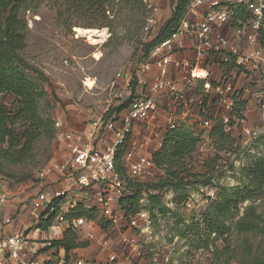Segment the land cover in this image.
I'll list each match as a JSON object with an SVG mask.
<instances>
[{
	"label": "rangeland",
	"instance_id": "374dc122",
	"mask_svg": "<svg viewBox=\"0 0 264 264\" xmlns=\"http://www.w3.org/2000/svg\"><path fill=\"white\" fill-rule=\"evenodd\" d=\"M174 5L173 0H162V18L171 13ZM131 6L132 9L124 0H115L104 20L84 9L63 8L48 0H41L35 8L29 4L20 10V16L26 21V47L22 56L32 67L27 76L38 91L31 108L33 114L20 116L24 101L17 94L4 92L0 97L14 115L16 131L20 135L34 131L36 138L15 163L0 161V189L8 195L7 203L0 206V218H10V223L0 224L1 233L7 229L12 234L22 233L30 224H36V216L41 213L33 196L36 175L53 157L58 134L66 129L87 128L109 101L110 107L117 105L113 100L118 86L115 74L120 68L133 67L143 52L144 41H148L142 32L144 19L139 8L136 4ZM58 10H63L62 16ZM76 27L104 30L105 35L99 43L92 44L77 34ZM211 73L214 81L236 75L231 77L235 78L237 91L234 112L229 129L223 127L232 141L214 145L211 129L204 128L198 117L192 115L194 106L188 101L199 93L200 85L186 89L188 112L172 101L166 107L175 116L173 129H189L198 139L194 152L184 159L180 168L183 180H173L171 186H163L159 181L165 175L164 170L155 166L135 178H128V184L139 191V210L129 214L123 211L115 222L92 212V219L86 218L89 225L77 233L81 246L70 251L67 261L82 260L85 264L213 262V251L221 249L223 244L215 234H208L204 214L217 198L220 187L248 186V169L257 161L264 162V85L250 70L238 69L234 64H223ZM87 78L92 81L91 89L84 85ZM206 108L208 112L202 116L215 114L216 102L207 103ZM170 129L161 117L154 126L139 123L133 135L135 146L138 148L144 143L146 136L151 137L147 151L151 157L159 149L155 140H163ZM140 154H144V149ZM131 161H124V169L129 173ZM205 181L210 184L204 185ZM150 194H158L165 209L155 205ZM250 205L264 220V183L226 221L230 226L229 245L236 255L229 264H241L249 257L264 259V238L237 233L234 228V223ZM143 210L146 217L139 215ZM102 240L108 241L106 249L100 245ZM203 243L206 246L199 248ZM109 254L115 255L114 261L109 260ZM59 255L57 251L52 257L55 260Z\"/></svg>",
	"mask_w": 264,
	"mask_h": 264
},
{
	"label": "built area",
	"instance_id": "2783aa9c",
	"mask_svg": "<svg viewBox=\"0 0 264 264\" xmlns=\"http://www.w3.org/2000/svg\"><path fill=\"white\" fill-rule=\"evenodd\" d=\"M142 3V32L151 38L159 33L170 13L162 18V0ZM262 29L264 0H188L170 35L153 46L147 57L138 58L133 67L116 72L118 86L113 100L117 105L110 107L109 101L87 128L66 129L58 134L53 157L36 175L33 196L41 213L36 216V224H30L22 233L0 235V264H85L82 260L66 262L64 248L51 247L52 242L60 239L66 229L77 234L89 225L84 216H71L78 210L100 213L113 222L118 214L122 217L120 202L132 191L128 178L154 167L147 154L151 137L146 136L137 148L133 139L136 126H154L161 117L173 129L175 116L166 107L172 101L188 112L189 101L194 106L192 115L204 128L221 124L229 129L237 97L235 78L231 77L236 75L214 81L211 70L234 64L238 69L250 70L264 85ZM199 85V93L187 101L186 89ZM213 100L215 114L202 116L208 112L207 103ZM155 141L160 148L163 140ZM142 149L144 154H140ZM132 159L129 173L124 161ZM7 200V192L0 189V206ZM139 215L146 217L147 213L143 210ZM51 216L50 226L38 227L41 220ZM3 222L10 223V218ZM100 245L106 249L108 241L102 240ZM50 251L53 253L41 257ZM57 251L61 254L54 260L52 255ZM108 258L114 261L115 255L109 254Z\"/></svg>",
	"mask_w": 264,
	"mask_h": 264
},
{
	"label": "trees",
	"instance_id": "16d2710c",
	"mask_svg": "<svg viewBox=\"0 0 264 264\" xmlns=\"http://www.w3.org/2000/svg\"><path fill=\"white\" fill-rule=\"evenodd\" d=\"M41 0H0V93L13 92L20 96L24 101L23 110L20 116L33 114L31 108L34 106L38 91L36 84L29 79L27 71L32 67L22 56L26 47V21L20 16V10L33 4L34 8L38 6ZM59 3V6L73 7L76 10H86L101 20L107 18L106 12L115 0H48ZM126 4H136L139 8L142 18L143 3L142 0H124ZM172 1V0H171ZM174 7L171 10L170 17L162 24L159 33L156 36L149 37L148 41L143 43V52L140 59L148 56L149 52L158 42L170 35L177 26L186 9L188 0H173ZM134 8V7H133ZM132 9V8H131ZM58 15L62 16L63 10H58ZM143 25V23H142ZM141 25V28H142ZM261 39L264 44V29L261 31ZM241 104L240 106H242ZM124 106V105H123ZM123 106L118 107L121 109ZM113 111V110H111ZM210 136L214 145L219 146L226 141L231 142V137L226 133L221 124L213 127ZM36 138L34 131H26L19 134L14 126V115L8 107L2 103L0 97V161H9L15 163L28 149ZM24 139L22 143L21 140ZM198 139L189 129H170L163 138L162 146L156 151L151 159L156 168L164 170V177L159 183L163 186H171L173 180H183L180 177L181 167L184 165V159L190 156L197 145ZM21 145L19 149L17 146ZM118 170L123 175V168L118 165ZM249 185L235 186L232 188L220 187L217 198L208 206L205 215V222L208 228V234H215L217 239L222 240V248L213 251V262L210 264H229L236 257L234 251L230 248V226L226 221L234 217L233 210L240 203L250 200L254 197L264 183V162H255L247 171ZM210 184L205 181L204 185ZM129 185V184H128ZM130 186V185H129ZM131 187V186H130ZM131 194L127 195L120 202L122 211L125 214L136 213L138 208L139 191H134L131 187ZM150 200L161 209H165L160 203L158 194H150ZM73 217L84 216L92 219V212L78 210ZM54 216H51L43 222H39L41 229H46L53 222ZM237 233H252L264 238V220L257 213L252 205L244 209V213L234 223ZM77 242V234L70 229H66L61 239L52 242L51 247H62L65 251L66 262L71 250L80 247ZM206 243L198 247H204ZM247 257H249L247 255ZM241 264H264L261 257H250Z\"/></svg>",
	"mask_w": 264,
	"mask_h": 264
},
{
	"label": "bare ground",
	"instance_id": "6f19581e",
	"mask_svg": "<svg viewBox=\"0 0 264 264\" xmlns=\"http://www.w3.org/2000/svg\"><path fill=\"white\" fill-rule=\"evenodd\" d=\"M75 31L77 32L78 35L85 36L87 39H89L90 43L92 44L99 43L101 41V38H103L105 35L104 30H99V29H88V28L76 27ZM84 85L88 89H91L93 87L92 81H90L89 78H87V80L84 81Z\"/></svg>",
	"mask_w": 264,
	"mask_h": 264
},
{
	"label": "crops",
	"instance_id": "0c3cea01",
	"mask_svg": "<svg viewBox=\"0 0 264 264\" xmlns=\"http://www.w3.org/2000/svg\"><path fill=\"white\" fill-rule=\"evenodd\" d=\"M1 219V218H0ZM4 219L2 218L1 220H0V224L2 223V224H5L4 222ZM0 230H1V228H0ZM8 233H11V231L10 230H6V232H4V233H1V231H0V235H4V234H8ZM53 253V251H50V252H48V253H46V254H42L41 255V257H43V258H46V255L47 254H52ZM59 254H61V252H59ZM70 254V253H69ZM64 255H65V252H64Z\"/></svg>",
	"mask_w": 264,
	"mask_h": 264
}]
</instances>
